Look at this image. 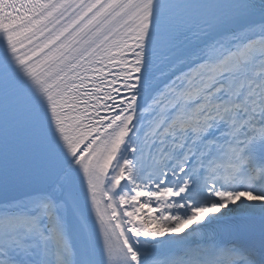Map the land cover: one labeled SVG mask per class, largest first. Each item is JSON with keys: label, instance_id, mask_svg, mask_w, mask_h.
<instances>
[{"label": "snow or ice", "instance_id": "1", "mask_svg": "<svg viewBox=\"0 0 264 264\" xmlns=\"http://www.w3.org/2000/svg\"><path fill=\"white\" fill-rule=\"evenodd\" d=\"M0 264H264V0H0Z\"/></svg>", "mask_w": 264, "mask_h": 264}]
</instances>
